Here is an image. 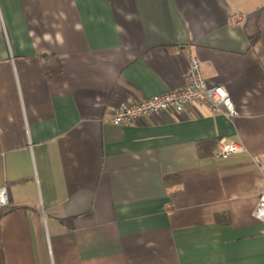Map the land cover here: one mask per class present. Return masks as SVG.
I'll return each mask as SVG.
<instances>
[{
	"label": "crops",
	"instance_id": "1",
	"mask_svg": "<svg viewBox=\"0 0 264 264\" xmlns=\"http://www.w3.org/2000/svg\"><path fill=\"white\" fill-rule=\"evenodd\" d=\"M192 58L238 116L111 123ZM263 153L264 0H0V264H264Z\"/></svg>",
	"mask_w": 264,
	"mask_h": 264
},
{
	"label": "built area",
	"instance_id": "2",
	"mask_svg": "<svg viewBox=\"0 0 264 264\" xmlns=\"http://www.w3.org/2000/svg\"><path fill=\"white\" fill-rule=\"evenodd\" d=\"M234 21L240 23L243 18L242 16H236ZM186 79L187 84L183 89L154 96L138 103L120 105L111 119V123L116 126L135 125L167 111L184 114L188 108L198 103L207 104L214 114L230 118L239 115L233 98L227 90L223 87H209L206 84L201 64L197 58L191 59ZM244 152H246V148L243 144L221 140L214 153V158L227 160L233 155ZM256 164L259 167H264V153L259 156ZM9 203L6 188H0V211L8 208ZM253 217L264 223V192L259 196Z\"/></svg>",
	"mask_w": 264,
	"mask_h": 264
},
{
	"label": "trees",
	"instance_id": "3",
	"mask_svg": "<svg viewBox=\"0 0 264 264\" xmlns=\"http://www.w3.org/2000/svg\"><path fill=\"white\" fill-rule=\"evenodd\" d=\"M256 37L253 39V42L255 43L256 42ZM46 64H47V75L49 77H54L56 75H59L62 71V68L61 66L59 65L58 61L55 60L54 58H51L50 60H47L46 61ZM203 142H201L199 144V149H200V153L203 154ZM169 179L167 178L166 179V182L168 183ZM10 209V203H9V206L8 208H6L5 210L3 211H0V219L1 217Z\"/></svg>",
	"mask_w": 264,
	"mask_h": 264
}]
</instances>
